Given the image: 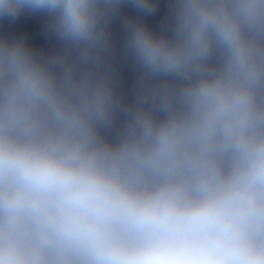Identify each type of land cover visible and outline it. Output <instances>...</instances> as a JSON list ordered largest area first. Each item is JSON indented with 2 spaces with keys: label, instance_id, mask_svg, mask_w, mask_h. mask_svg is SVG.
<instances>
[{
  "label": "clouds",
  "instance_id": "9594fccd",
  "mask_svg": "<svg viewBox=\"0 0 264 264\" xmlns=\"http://www.w3.org/2000/svg\"><path fill=\"white\" fill-rule=\"evenodd\" d=\"M0 264H264V0H0Z\"/></svg>",
  "mask_w": 264,
  "mask_h": 264
}]
</instances>
